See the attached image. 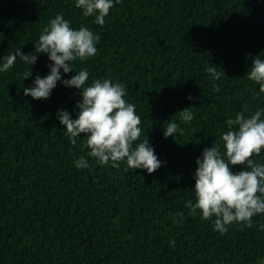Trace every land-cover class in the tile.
<instances>
[{"label": "trees", "instance_id": "1", "mask_svg": "<svg viewBox=\"0 0 264 264\" xmlns=\"http://www.w3.org/2000/svg\"><path fill=\"white\" fill-rule=\"evenodd\" d=\"M56 14L99 34L96 54L73 70L86 68V83L125 86L164 163L152 173L92 159L77 169L84 137L73 143L56 112L75 118L79 90L58 81L46 99L24 95L50 61L36 54L23 79L28 65L17 58L0 73V264H264V230L256 227L264 214L221 235L184 207L202 149L220 142L228 118L264 107L246 75L264 56V0H118L103 25L74 0H0V57L18 47L34 54L33 41ZM210 64L216 79L205 71ZM185 107L193 119L177 120ZM169 119L179 129L164 138Z\"/></svg>", "mask_w": 264, "mask_h": 264}, {"label": "clouds", "instance_id": "2", "mask_svg": "<svg viewBox=\"0 0 264 264\" xmlns=\"http://www.w3.org/2000/svg\"><path fill=\"white\" fill-rule=\"evenodd\" d=\"M117 2L74 0V6L84 17H92V23L103 25L104 18ZM99 40V34L86 24L74 27L68 19L56 14L33 41L37 51L29 55L18 47L0 57V73L8 71L19 58L28 65V71L22 74L23 79L27 78L32 75L29 66L35 63L36 54L45 53L50 61L48 73L43 77L35 75L30 85L23 88V94L33 99H46L58 81L64 87L79 90L75 118L64 109L56 112L59 124L64 126L73 143L78 135L84 137L86 156L77 157L73 162L75 167L87 169L89 159H92L101 166L119 167L120 162H124L128 168L152 173L164 162L158 159L145 130L140 127L141 118L135 111V104L125 98V86L111 78H96L86 83L88 70H73L75 61H85L96 54ZM216 69L210 64L205 71L216 79L219 76ZM69 72L74 74L63 78ZM246 75L257 85L253 95H264V56L257 55L252 59ZM177 113V120L193 119V113L187 107ZM177 120L164 122V138L178 132ZM225 125L220 142L204 147L195 159L196 167L191 174L193 199L184 202L189 215L210 219L213 231L221 235L230 225L251 228L253 217L264 214V156L261 155L264 152V107L248 114L237 112L234 118L225 121ZM232 165L242 167L233 172ZM256 227L264 230V223H257Z\"/></svg>", "mask_w": 264, "mask_h": 264}]
</instances>
